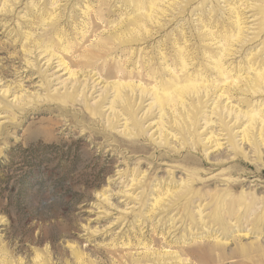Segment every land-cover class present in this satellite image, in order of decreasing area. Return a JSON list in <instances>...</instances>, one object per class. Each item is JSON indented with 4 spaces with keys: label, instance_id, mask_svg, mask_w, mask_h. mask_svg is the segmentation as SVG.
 <instances>
[{
    "label": "rangeland",
    "instance_id": "obj_1",
    "mask_svg": "<svg viewBox=\"0 0 264 264\" xmlns=\"http://www.w3.org/2000/svg\"><path fill=\"white\" fill-rule=\"evenodd\" d=\"M0 264H264V0H0Z\"/></svg>",
    "mask_w": 264,
    "mask_h": 264
},
{
    "label": "bare ground",
    "instance_id": "obj_2",
    "mask_svg": "<svg viewBox=\"0 0 264 264\" xmlns=\"http://www.w3.org/2000/svg\"><path fill=\"white\" fill-rule=\"evenodd\" d=\"M108 73H110V72H107V74H108ZM179 80H180V79H179ZM175 81H177V80H175ZM175 81H174V82H175ZM256 81H258V80H256ZM256 81H255V82H256ZM177 82H179V81H177ZM253 83H254V82H253ZM124 86H126V85H124ZM119 87H120V86H119ZM237 219H240V218H237Z\"/></svg>",
    "mask_w": 264,
    "mask_h": 264
}]
</instances>
